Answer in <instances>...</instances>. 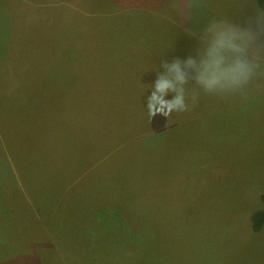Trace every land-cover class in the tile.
I'll return each instance as SVG.
<instances>
[{
	"label": "rangeland",
	"instance_id": "374dc122",
	"mask_svg": "<svg viewBox=\"0 0 264 264\" xmlns=\"http://www.w3.org/2000/svg\"><path fill=\"white\" fill-rule=\"evenodd\" d=\"M261 15L257 0H0V264H264V75L246 95L189 79L187 110L147 109L164 61Z\"/></svg>",
	"mask_w": 264,
	"mask_h": 264
},
{
	"label": "clouds",
	"instance_id": "9594fccd",
	"mask_svg": "<svg viewBox=\"0 0 264 264\" xmlns=\"http://www.w3.org/2000/svg\"><path fill=\"white\" fill-rule=\"evenodd\" d=\"M209 31L212 39L202 57L189 56L186 62L176 58L161 64L147 97L149 112L170 114L187 110L185 85L189 79H194L207 93L246 95L247 86L258 75H264V65L258 62L264 54V45L258 43L264 37V19L250 21L245 30Z\"/></svg>",
	"mask_w": 264,
	"mask_h": 264
},
{
	"label": "trees",
	"instance_id": "16d2710c",
	"mask_svg": "<svg viewBox=\"0 0 264 264\" xmlns=\"http://www.w3.org/2000/svg\"><path fill=\"white\" fill-rule=\"evenodd\" d=\"M257 1H258V5L260 9L264 13V0H257ZM261 200L264 205V193L261 195ZM251 223H252V231L254 233H259L263 230L264 228V208L253 213L251 217Z\"/></svg>",
	"mask_w": 264,
	"mask_h": 264
},
{
	"label": "crops",
	"instance_id": "0c3cea01",
	"mask_svg": "<svg viewBox=\"0 0 264 264\" xmlns=\"http://www.w3.org/2000/svg\"><path fill=\"white\" fill-rule=\"evenodd\" d=\"M85 1H87V0H85ZM79 2H81V1H79ZM81 3H85V2H81ZM260 19H264V16H262L261 15V18ZM88 97V96H87ZM89 105V104H88ZM87 107H89V106H87ZM91 110H93V107L91 106V107H89V108H87V112L89 113L88 115H90L91 114ZM60 115L62 116V118H63V120H65L66 121V123H67V127L68 128H70L69 126H71V128H70V130L69 131H71L70 132V134L73 136V137H75L77 134L74 132L73 133V131H72V125H73V122L75 121V120H77V113H76V110H74V109H69L68 111H66V112H60ZM91 116V115H90ZM52 117H53V115H52ZM78 122H76V124H77ZM69 134V135H70ZM70 135V136H71ZM82 143H84V142H78V143H70V144H72V145H80V144H82ZM86 144H88V143H86ZM75 177V176H74Z\"/></svg>",
	"mask_w": 264,
	"mask_h": 264
}]
</instances>
